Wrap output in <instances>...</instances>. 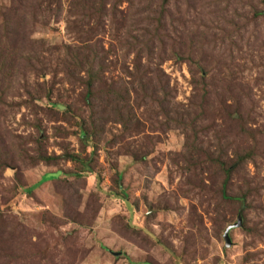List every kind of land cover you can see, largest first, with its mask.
<instances>
[{
	"label": "rangeland",
	"instance_id": "obj_1",
	"mask_svg": "<svg viewBox=\"0 0 264 264\" xmlns=\"http://www.w3.org/2000/svg\"><path fill=\"white\" fill-rule=\"evenodd\" d=\"M128 43L165 86L131 80ZM93 44L103 76L131 84L123 120H91L86 75L69 65ZM0 57L13 65L0 74V264H264V0H0ZM193 106L211 111L190 122ZM246 154L228 188L241 206L222 198L216 160Z\"/></svg>",
	"mask_w": 264,
	"mask_h": 264
},
{
	"label": "trees",
	"instance_id": "obj_2",
	"mask_svg": "<svg viewBox=\"0 0 264 264\" xmlns=\"http://www.w3.org/2000/svg\"><path fill=\"white\" fill-rule=\"evenodd\" d=\"M102 0H100L101 2ZM14 7V6H13ZM15 13H16V18L13 15L14 22H8V25H16L18 23V26L20 24V17L19 15V8H15ZM12 19V18H11ZM17 19V22H16ZM156 20H149L148 26H144L139 29L141 33H143V37H150L148 38L147 44H145L144 48L145 50L148 48V46L153 43V37L155 32L157 31V28L154 26ZM97 44V43H96ZM96 44H93L91 46H86L84 51L82 53H79L76 55L78 60H73L71 61L69 65H77L78 69H81L80 72L85 73L86 79H79V82L83 83V86L86 89V100L89 104V108L91 109V120H109L110 113L115 115V119L118 120H123V109L125 110L124 104L126 103V97L124 96L125 94L127 95L129 91H127V85H131L130 83H124L123 80H118V81H111L109 82L107 77H104L106 72H108L110 65L106 64L108 61V57L106 54H108L107 51L103 50V52H100L99 49H94V46ZM126 49V56L127 54L135 53V59L133 61L134 65V73H130L128 71H125V73L131 78V80H134L142 89H146L147 86H153L156 84H162L166 85L167 82H164L160 76V71L152 69L153 67V61L151 60V56L148 58V64L147 66H142L140 63V60L142 59L143 52H139L135 50V47L132 46V43H128L125 46ZM90 53H95L94 57L91 56ZM151 52L149 53L151 55ZM148 54V55H149ZM179 55V54H178ZM4 57H0V74H3V76H11L7 73L12 72L13 65L9 63L7 60H4ZM96 66H98V69H96ZM14 73V72H13ZM193 83L195 87H201V90L204 93V98H206L208 94V83L207 80L204 76H200V79H195L193 80ZM131 87V86H130ZM107 92L106 94L103 92ZM131 92V88H130ZM124 94V95H123ZM131 94V93H130ZM106 95L109 97V107L110 110L108 111L105 106H102L99 104L100 96ZM161 107L164 109L166 105L165 100L159 101ZM121 105H123V109H121ZM196 106V105H195ZM193 108L197 109V112L195 116L188 117V120L191 122L193 120H205L206 118V113L208 111H211V109H206L204 108L205 106L202 107H195ZM70 109V108H69ZM218 112H226V113H234L230 116L231 120H237L235 113L240 112L238 108H233V107H225L224 105H219ZM242 115V114H241ZM190 116V115H189ZM179 118H183L182 116H178ZM242 117V116H241ZM94 127L91 130L86 129L85 127L80 128V139L84 140L85 142L90 143L91 141L95 140V136L98 133V129L101 127L99 124H93ZM37 159L38 161H44V162H53L59 159H63L64 156H46L44 154H41L40 152H36ZM250 158L246 154V156H242L238 158L237 162H233V164L229 165L227 162H224L222 160H216L218 163V166L220 167V170L222 171L224 175V183L222 185V198L226 201H234L240 203L241 206H244L245 203L248 200L247 196H229L228 195V188L230 187V182L234 175L236 174L238 164H244L245 161ZM71 160L73 161H80L77 156H72L71 155ZM210 160V159H209ZM215 161V162H216ZM59 173H57V176L54 177H49L45 176L42 178L41 183H44L46 181H51V180H57L59 178ZM37 186L31 187L28 191L32 193ZM2 212L0 211V214ZM244 214V213H243ZM245 215V214H244Z\"/></svg>",
	"mask_w": 264,
	"mask_h": 264
},
{
	"label": "water",
	"instance_id": "obj_3",
	"mask_svg": "<svg viewBox=\"0 0 264 264\" xmlns=\"http://www.w3.org/2000/svg\"><path fill=\"white\" fill-rule=\"evenodd\" d=\"M242 226V218L241 216L238 218V221L235 224H231L227 227V229L224 232V241L227 248H230L232 246L231 238H230V231L233 229L240 228Z\"/></svg>",
	"mask_w": 264,
	"mask_h": 264
}]
</instances>
